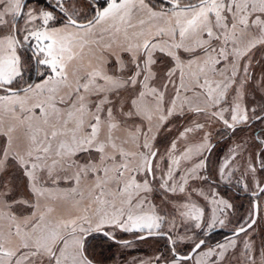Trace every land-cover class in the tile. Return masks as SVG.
<instances>
[{
	"label": "snow or ice",
	"instance_id": "1",
	"mask_svg": "<svg viewBox=\"0 0 264 264\" xmlns=\"http://www.w3.org/2000/svg\"><path fill=\"white\" fill-rule=\"evenodd\" d=\"M80 3L60 0L61 18L54 23L55 9H28L24 17L21 0H0V221L8 222L0 224V264H94L88 245L113 228L145 231L140 240L165 236L172 245L166 264H186L193 254L223 264L234 241L201 253L206 242L200 239L181 255L168 232L152 231L165 217L143 208L153 191L185 193L180 162L191 148L178 143L205 128L197 117L219 120L233 133L253 119L264 122V79L250 72V53L264 48V0H98L88 12L79 10ZM85 48L100 52L96 63L74 66ZM249 89L262 103L244 102ZM3 115L13 122L5 125ZM173 118L187 124L161 151L157 137L171 133ZM18 128L22 147L13 135ZM120 129L126 138L115 135ZM210 150L206 134L196 168L206 166L203 152ZM58 200L77 211L63 215ZM259 212L254 203L250 222L234 234L251 229ZM201 217L202 210L191 218ZM170 227L176 230L175 222ZM12 238L19 241L15 247L7 246ZM244 247L245 264H264V251L254 256ZM155 259L164 261L163 255Z\"/></svg>",
	"mask_w": 264,
	"mask_h": 264
},
{
	"label": "rangeland",
	"instance_id": "2",
	"mask_svg": "<svg viewBox=\"0 0 264 264\" xmlns=\"http://www.w3.org/2000/svg\"><path fill=\"white\" fill-rule=\"evenodd\" d=\"M22 2L23 0H21V4ZM59 2L60 0H28L24 9V17H26L28 9L49 11L55 9L54 15L57 16V21L54 23H59L61 18L60 9L57 7ZM89 4L98 6V0H81L78 8L81 12H88ZM65 7H68V5H65ZM24 17L19 19V26L21 27L24 24ZM39 24V21H35L33 27H38ZM247 39V37L242 38V45L247 43ZM21 54L25 61V68L31 69V64L27 60V53L21 50ZM99 55L100 52L85 48L82 58L73 62L74 66L95 64ZM250 57L252 76L264 79V48L253 50ZM106 59L110 61L111 57H106ZM245 59H248V57ZM36 67L39 68L40 66L36 65ZM29 74L32 80L36 79L35 72ZM216 79H219V77H216ZM156 86L159 87V83ZM244 102L250 107L262 103L260 95L251 89L248 90ZM249 114L251 115V113ZM225 116L227 118V114ZM196 119L198 122L204 123L205 128L193 131L188 134L186 139L178 143V148L182 149L183 146L191 148V152L188 154L189 159H181L180 162V170L187 179V183L184 185L185 193L179 191L176 193L153 191L148 197L152 203L145 204L143 211L149 213L155 211L165 217L167 222L162 225V228L153 229L152 231L168 232L172 239L177 242V252L187 254L191 250L193 242L200 239L206 242L200 250L201 253L208 248H215L217 244L232 240L235 243V248L229 246L228 255L223 264H245L243 259L240 258L241 253L247 254L249 252V249L244 247L245 244L249 245L251 254L254 256H259L264 251V195L259 199L260 213L257 224L246 233L228 238L227 235L250 221L249 213L252 210L253 201L243 196L248 192H256L259 189L257 183L261 186L264 182V169L260 167L262 162L261 153H264V148H262V144L257 140L255 134L256 130H261L258 136L264 139V122H257L253 119L248 124L237 125L233 133L219 120H209L206 117H197ZM3 120L5 125L13 122L11 115H3ZM186 124L187 120L185 119L173 118L169 125L172 129L171 133L164 132L159 135L156 146L163 151L167 147L168 141L173 139ZM206 134L208 146L210 147L212 144L214 146L210 151L203 152L206 166L196 168L195 166L201 159L198 149L204 143ZM13 135L20 137L19 142L22 147L23 130L18 128ZM115 135L126 138L122 129L117 130ZM120 142L118 139L117 143ZM127 147H132L131 141H129ZM225 164L227 167L224 168V172L221 174L220 169ZM251 167H255L256 170L251 171ZM193 169L195 171H192ZM174 171L176 170L174 169ZM179 175L180 172H177V179ZM90 183V178L82 182L85 196H87ZM171 183L178 188L177 180ZM235 190L242 194L237 193ZM221 201H227L231 208L226 207ZM71 203L65 200L55 202L58 212L65 216L77 211L71 206ZM117 203L119 204V201ZM83 204L88 205L89 200L85 199ZM185 204L188 205L187 208L184 207ZM152 205H155L154 209ZM93 207L95 206L93 205ZM200 210H202L201 220L192 219L191 217L199 214ZM184 212H189L190 215L182 216L181 213ZM220 221H223V224ZM173 222L176 224V230H171L170 226ZM7 223V221H0V224L7 225ZM196 223H200L201 226L199 228L194 227ZM105 231H108L110 235L96 234V239L88 245L90 258H93L97 264H166L170 258L169 248L172 245L163 235L140 240L138 236L145 234V231L125 232L114 228L105 229ZM112 236L115 239H112ZM177 237H184V239L177 240ZM123 241H129L130 243L125 245L122 243ZM18 243L17 239L12 238L7 246L15 247ZM217 251L219 250L217 249ZM157 255H163L164 261H157L155 259ZM198 261L209 264L207 257L202 254L199 256L194 254V259L186 262V264H197ZM217 264H221V262L218 261Z\"/></svg>",
	"mask_w": 264,
	"mask_h": 264
},
{
	"label": "flooded vegetation",
	"instance_id": "3",
	"mask_svg": "<svg viewBox=\"0 0 264 264\" xmlns=\"http://www.w3.org/2000/svg\"><path fill=\"white\" fill-rule=\"evenodd\" d=\"M252 124H253V123H252ZM260 131H261V130H256V132H255V134H256V136H257V138H258L257 140H259V141H260V140H264L263 138H260V137L258 136L259 133H260ZM262 148H264V144H262ZM258 161H259V157H258ZM263 183H264V182H263ZM263 183L261 184V186L263 185ZM261 186H260V187H261ZM235 191H236L237 193H239V194H242L241 192H238L237 190H235ZM253 193H256V195H253ZM263 195H264V193H260V192H259V189H258L256 192H248V193H246V195H244L243 197H244V198H250V199H252L253 203H254V200H257L258 203H259V199H260ZM259 205H260V204H259ZM259 213H260V212H259ZM258 220H259V216H258V219H257V221H256V224H257ZM247 223H248V222H247ZM247 223H246V224H247ZM256 224H255V225H256ZM255 225H254V226H255ZM254 226H253V227H254ZM253 227H252V228H253Z\"/></svg>",
	"mask_w": 264,
	"mask_h": 264
},
{
	"label": "water",
	"instance_id": "4",
	"mask_svg": "<svg viewBox=\"0 0 264 264\" xmlns=\"http://www.w3.org/2000/svg\"><path fill=\"white\" fill-rule=\"evenodd\" d=\"M27 2H28V0H23V2H22V5H24V4H27ZM21 18V17H20ZM20 18H17L18 20L20 19ZM213 146H214V144H212L211 146H210V149H212L213 148ZM209 153V152H208ZM261 187H264V183H263V185L261 186ZM254 203H258V201L257 200H254ZM253 203V204H254ZM259 216V215H258ZM258 216L256 217V221H257V219H258ZM250 222V221H249ZM248 222V223H249ZM247 224H245L244 226H246ZM238 229V228H237ZM241 234V233H240ZM142 235H146V233L145 234H142ZM153 236H162V235H153ZM233 236H237V235H235L234 234V232H232V233H230L229 235H227V238L228 237H233ZM150 237H152V236H150ZM191 251V250H190ZM189 251V252H190ZM181 254V253H180ZM181 255H184V254H181ZM194 255V254H193ZM94 264H97V263H95L94 262Z\"/></svg>",
	"mask_w": 264,
	"mask_h": 264
}]
</instances>
